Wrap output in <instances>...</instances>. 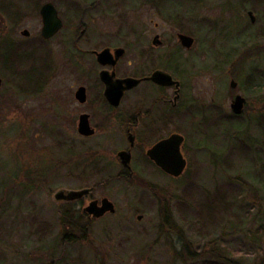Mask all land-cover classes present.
<instances>
[{
	"label": "rangeland",
	"instance_id": "374dc122",
	"mask_svg": "<svg viewBox=\"0 0 264 264\" xmlns=\"http://www.w3.org/2000/svg\"><path fill=\"white\" fill-rule=\"evenodd\" d=\"M17 1L23 5L24 0ZM47 1L37 0L38 7ZM51 1L66 27L47 46L33 44L41 28L39 17L0 38V66L6 47L20 57L13 68L0 67L5 75L0 88V264H215L214 256L223 257L218 264H264V238L259 239L264 234L263 139L256 122L248 120L258 114L253 112L264 109L260 22L239 35L233 33V21L223 28L213 27V32L209 19L199 25V41L212 37L214 47L202 50L204 56L183 55L185 73L180 78L185 88L178 126L185 138L187 169L174 179L138 161L132 180L119 176L121 167L112 156L126 146L114 122L99 127L89 139L80 138L67 122L68 113L75 111L67 99L79 86L80 77L84 79L83 68L88 73L87 85L95 78L89 56L82 68L76 60L69 65L71 42L77 39L80 23L87 26L82 39L88 42L87 50L103 42L125 44L131 40V27L142 25L150 37L156 33L166 41H176L173 25L179 22L178 16L185 30L195 33L193 2L165 0L163 12L158 9L163 21L157 9L149 7L147 13L144 0H99L96 6L97 0ZM73 3L87 9L80 19H72ZM201 3V16H215V4ZM17 20L13 16L11 23ZM24 28L31 32L28 40L20 35ZM5 37L12 38L15 46ZM46 47L54 66L49 81L41 85L43 91L31 94L27 91L39 81L33 77L27 85L14 72L20 68L19 61L35 57L34 48L41 59ZM217 47L223 56L216 55ZM235 58L240 62L235 63ZM232 76L236 90L229 88ZM236 94L250 108L241 118L231 119L228 97ZM109 134L115 136L111 142L106 140ZM91 187H95L96 199L107 197L115 205L116 213L93 221L90 243H60L59 218L67 205L55 201L54 193ZM216 191L218 198L226 193L230 206H222L208 218L206 203H211ZM165 206L168 226L161 217Z\"/></svg>",
	"mask_w": 264,
	"mask_h": 264
},
{
	"label": "flooded vegetation",
	"instance_id": "af4514ba",
	"mask_svg": "<svg viewBox=\"0 0 264 264\" xmlns=\"http://www.w3.org/2000/svg\"><path fill=\"white\" fill-rule=\"evenodd\" d=\"M190 1L193 2L195 8V17L192 19L194 21L193 26L195 33L193 31L187 32L185 30L186 26L182 24L181 18L178 16L177 19L179 22L173 25L177 28L175 34L177 38L176 41H166L162 38L161 34L156 33L152 34L150 37L148 35L150 31L148 29L145 30L146 28L142 25L139 29L131 27L129 30V38H131V40L125 44L103 42L101 45L87 50L85 44L88 42L82 40L86 34L87 26L86 24L82 25L80 23L78 26L80 30L77 39L71 42L72 51L69 54V65L73 64L74 60H76L75 63L77 66L81 67L82 62L85 61L87 56H89L94 66L91 73L95 78L93 84L87 85L84 79H87L88 73L86 75V71L83 68L84 79L80 77L79 86L67 99L68 104L73 105L75 108V111L68 113L67 122L76 128V133L83 139L94 137L99 132L98 130L101 129L99 127L104 126L105 124L107 125L109 122H114V124L118 126L120 136L126 146L114 152L112 156L116 158L121 167V173L119 176L123 179L133 180V178H135V170L138 161H141L143 165H150L155 168L156 171L171 177L151 160L148 152L157 143L168 139L172 135H181L178 124L180 122V114L183 105V90L185 88L184 82H182L180 78L182 77V74L185 73L181 67L183 55L194 52L197 55L204 56L202 50L206 51V48L214 47L212 45V37L211 41H205L203 43V41H199L200 38L197 35L199 27L205 23V19H209L210 21L208 25L211 32H213V27L218 26L223 28L226 26L225 24L229 25V21H233L231 24L234 34H242L247 29V31H249L250 27L255 26L259 22L261 24H259V27H261L264 32V0H217L219 3L214 0ZM202 1H206L212 5L215 4L213 8L216 12L215 16L210 17L209 15H200ZM164 2L165 0H144L142 5L147 8V13L149 12V7L153 10L160 9L161 12H163ZM22 3L23 5H20L17 0H0V20L2 21L0 31L3 32V35L0 32V38L4 37L5 32H13L20 28L19 25L24 21L32 18L36 19L38 17L40 18L41 28L39 36H36L33 44L34 42H38L45 47V45L47 46L63 29H65L66 23L61 18L56 4L51 0L42 3L39 7L37 0H24ZM47 3H52L55 7L58 18L62 22V26L57 33L50 38L44 39L41 35L43 23L40 11L42 6ZM68 3L69 2H67L66 5H68ZM98 3L99 0H97V3H94V5H98ZM73 5L74 8L72 10V6L69 4V9L72 11V19L74 17L80 19V13L82 15L87 9L79 8L75 3H73ZM158 15L159 19L164 21V17L159 10ZM13 16L15 18L18 17L17 22L14 24L11 23ZM20 35L23 36L22 39L28 40L31 37V32L24 28ZM182 35L189 37L191 41L184 42L181 39ZM6 38L15 46V42L12 38L5 37V40ZM233 39H236V37ZM23 41L21 40L18 43H22ZM35 49L36 48H34L35 57H30V59L24 58L19 61L17 66L20 68L16 69V72L31 71L37 80L38 73H40L43 80L41 82L42 85L49 81L48 74L51 67L54 65L53 62H51L52 59L48 56L50 50L47 49V47L46 54H42L43 57H41V59L37 57L38 51ZM217 51L218 47L216 55H224V53ZM225 56H227L226 60H229V55ZM238 59L239 58H235L234 62L239 63L240 61ZM25 63L28 65L21 66ZM0 67L5 70L2 63ZM156 73L169 75L171 78L170 85H165L160 80H153V76ZM227 73H231V70ZM233 78V76L230 78V90L237 89L238 84ZM0 79L2 87L3 76L1 74ZM127 79L136 82L129 87H127L126 84H122L123 88L119 89L117 81ZM232 80L236 83L234 88L231 87ZM42 91L43 88L38 89L35 87L27 92L34 94ZM18 92H20V90ZM78 92L82 93L79 94ZM118 92H122L120 99L117 98ZM236 95H229L228 99H231V104ZM246 104L243 113L245 112ZM82 120L88 124L93 133L89 135H83L80 133L79 125ZM110 134L107 135L109 138L106 139L109 142L115 139V136H111ZM184 142L181 145L182 154ZM122 153L127 154V165L123 164V158L121 157ZM83 189H89L91 191L79 200L63 202L64 205L73 209L83 221L93 224V221L97 219H102L109 214L116 213V207L114 205V213L107 212L99 218L90 215L85 211V208L93 201H97L98 205H100L101 201L107 197L96 199L93 196L95 187Z\"/></svg>",
	"mask_w": 264,
	"mask_h": 264
},
{
	"label": "water",
	"instance_id": "95a60500",
	"mask_svg": "<svg viewBox=\"0 0 264 264\" xmlns=\"http://www.w3.org/2000/svg\"><path fill=\"white\" fill-rule=\"evenodd\" d=\"M42 17L43 27L41 30V35L44 39L50 38L52 35L57 33V31L61 28L62 22L58 18L57 11L52 3H47L42 6L40 11ZM181 39L184 42H190L191 39L187 36L182 35ZM153 80H160L165 85H170L171 78L169 75L156 73L153 76ZM136 81L134 80H122L117 81V86L119 89L123 88L122 84H126L127 87L133 85ZM235 81H231V87H235ZM0 87H1V79H0ZM109 87V86H108ZM81 94L82 92H78ZM122 92H118V99H120ZM246 104V99L241 95H236L230 108L232 113L235 115H241L244 111V106ZM79 131L83 135H89L93 133L91 128H89L88 124L81 121L79 125ZM184 142V137L182 135H172L168 139H165L159 143H157L154 147H152L148 155L151 160L166 174L172 177H179L183 174L186 169V159L184 158L181 152V145ZM121 157L123 158V164L127 165L128 159L127 154L122 153ZM125 159V160H124ZM91 190L82 189V190H69V189H59L54 193V200L57 202H72L81 199L85 195L89 194ZM85 211L88 212L95 218H99L103 216L105 213H114L115 207L114 204L107 198H104L101 201V204L98 205L97 201L91 202L86 208Z\"/></svg>",
	"mask_w": 264,
	"mask_h": 264
},
{
	"label": "trees",
	"instance_id": "16d2710c",
	"mask_svg": "<svg viewBox=\"0 0 264 264\" xmlns=\"http://www.w3.org/2000/svg\"><path fill=\"white\" fill-rule=\"evenodd\" d=\"M4 50H5V48H4ZM4 50H3V52H4ZM12 52H11L10 47L9 48L6 47V50L2 55L3 65H4L5 69L9 68V67L13 68L14 64L17 62L16 60L20 58V57L18 58L16 56H14L15 52L14 53H12ZM5 63L7 66L5 65ZM0 74L3 77L5 76L2 73H0ZM14 74L15 75L19 74L21 81L27 82V85H28V81H30L34 77V75L31 73V71H29V72H23V71L16 72L15 71ZM15 75H13V77ZM254 76H255V74H254ZM21 81L18 84H20ZM38 81L40 84L37 85L36 87L38 89H41V82L43 80H42V75L40 73H38ZM256 86H257L256 88H259V89L261 88L260 85L258 86V84ZM29 89L32 90L34 88H29ZM246 108L249 109L250 107L247 106ZM248 109H245V110H248ZM253 113H258V114L255 116H251V118L248 120H249V122H251V121L256 122L258 128L260 129L261 137L263 139L262 150L264 151V109L253 112ZM239 116L240 115L229 114L228 117L231 119H233V118L239 119V118H241V116L240 117ZM233 123H234V121H233ZM240 124L242 125V123H240ZM240 145L242 146V149L245 148L244 141H242V143ZM262 172H264V166L262 167ZM151 188L153 189V187H151ZM220 194H221V192H220ZM225 196H226V193L222 192L221 197L218 198L217 197V191H216L215 196L213 197L214 199L211 201V203H206L207 205L205 208L209 212L208 218H209V216L212 218L213 214L218 209H221L222 206L224 208H227V206H230V204L226 202ZM192 203L194 204V202H192ZM198 205H201V204H198ZM163 209L164 210L161 213V217H163V219L165 218V220L162 219V222L164 221L163 224L165 226H168V223L170 220V218L168 216L169 210H168L167 206H165ZM59 227H60V243H62V244H80V243L88 244V243H90V238L92 237L91 224L88 222H84L73 209H70L69 207H62V210L60 213V218H59ZM44 228H45V226L43 225L42 229H44ZM263 238H264V234L259 236V239L262 240ZM210 248H214V247L211 245ZM192 255L193 254H189L190 257H193ZM209 255H210V253H209ZM248 257H249V255H248ZM212 258L214 259L215 264L222 263V261H221L223 259L222 256H220V257L214 256ZM229 262H228V264H239V263L232 262V261H229ZM223 264H225V262Z\"/></svg>",
	"mask_w": 264,
	"mask_h": 264
},
{
	"label": "bare ground",
	"instance_id": "6f19581e",
	"mask_svg": "<svg viewBox=\"0 0 264 264\" xmlns=\"http://www.w3.org/2000/svg\"><path fill=\"white\" fill-rule=\"evenodd\" d=\"M184 173H185V172H183V174H184ZM183 174H182V175H183ZM182 175H180L179 177H181ZM179 177H172V176H171V178H174V179L179 178Z\"/></svg>",
	"mask_w": 264,
	"mask_h": 264
}]
</instances>
